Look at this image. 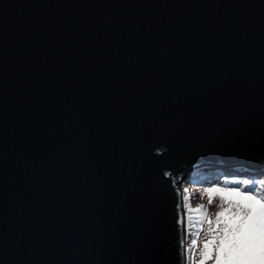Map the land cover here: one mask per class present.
<instances>
[{
    "label": "water",
    "instance_id": "obj_1",
    "mask_svg": "<svg viewBox=\"0 0 264 264\" xmlns=\"http://www.w3.org/2000/svg\"><path fill=\"white\" fill-rule=\"evenodd\" d=\"M206 163L264 166V0H0V264H187Z\"/></svg>",
    "mask_w": 264,
    "mask_h": 264
},
{
    "label": "rangeland",
    "instance_id": "obj_2",
    "mask_svg": "<svg viewBox=\"0 0 264 264\" xmlns=\"http://www.w3.org/2000/svg\"><path fill=\"white\" fill-rule=\"evenodd\" d=\"M201 169L199 177H194L197 170L189 169L176 184L184 205L185 258L187 264H226L220 255V242L227 230L246 214V205L259 208L256 201L264 203V170L248 171L252 168L238 164L222 168L209 164ZM253 169L264 166L259 164V168ZM249 189L252 200L246 198ZM190 244L193 246L188 247Z\"/></svg>",
    "mask_w": 264,
    "mask_h": 264
},
{
    "label": "snow or ice",
    "instance_id": "obj_3",
    "mask_svg": "<svg viewBox=\"0 0 264 264\" xmlns=\"http://www.w3.org/2000/svg\"><path fill=\"white\" fill-rule=\"evenodd\" d=\"M251 190L246 198L252 200ZM246 205L247 212L226 232L220 255L226 264H264V203ZM219 259V258H218Z\"/></svg>",
    "mask_w": 264,
    "mask_h": 264
},
{
    "label": "clouds",
    "instance_id": "obj_4",
    "mask_svg": "<svg viewBox=\"0 0 264 264\" xmlns=\"http://www.w3.org/2000/svg\"><path fill=\"white\" fill-rule=\"evenodd\" d=\"M209 164H211V165H218V166L226 165V164H217V163H206V165H209ZM201 166H202V164L200 165V167H201ZM238 166H239V167H240V166H242V167H247V165H244V164H243V165H241V164L239 165V164H238ZM250 168H251V167H250ZM252 169H253V168H252ZM201 171H202V169H198V170H197V173H196V175H195L194 177H199V176H201V175H200V172H201ZM202 174H203V173H202ZM203 181H205V180H203ZM183 208H184V205H183ZM184 232H185L184 235H186V230H185V228H184ZM185 241H186V240H185ZM186 248H187V246H186ZM186 263H187V261H186Z\"/></svg>",
    "mask_w": 264,
    "mask_h": 264
},
{
    "label": "bare ground",
    "instance_id": "obj_5",
    "mask_svg": "<svg viewBox=\"0 0 264 264\" xmlns=\"http://www.w3.org/2000/svg\"><path fill=\"white\" fill-rule=\"evenodd\" d=\"M202 166L204 167V166H207L206 164H202ZM215 168L217 167V168H222V166H218V165H213ZM203 167H197V168H195L194 170H198V169H201V168H203ZM241 168H242V166H240ZM228 168H230V169H234V168H236V167H233V166H228ZM248 171H251V170H253V171H261V170H264V169H247Z\"/></svg>",
    "mask_w": 264,
    "mask_h": 264
},
{
    "label": "trees",
    "instance_id": "obj_6",
    "mask_svg": "<svg viewBox=\"0 0 264 264\" xmlns=\"http://www.w3.org/2000/svg\"><path fill=\"white\" fill-rule=\"evenodd\" d=\"M217 162H221V161L217 160ZM190 246L192 247V246H193V244H192V245L190 244L188 247H190Z\"/></svg>",
    "mask_w": 264,
    "mask_h": 264
}]
</instances>
